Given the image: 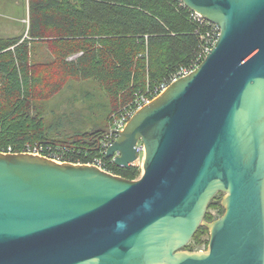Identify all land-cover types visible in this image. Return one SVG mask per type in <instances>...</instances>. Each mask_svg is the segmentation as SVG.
<instances>
[{
	"label": "water",
	"instance_id": "obj_1",
	"mask_svg": "<svg viewBox=\"0 0 264 264\" xmlns=\"http://www.w3.org/2000/svg\"><path fill=\"white\" fill-rule=\"evenodd\" d=\"M181 1L221 34L114 130L106 156L130 167L141 142V175L0 150V264H264V0Z\"/></svg>",
	"mask_w": 264,
	"mask_h": 264
},
{
	"label": "trees",
	"instance_id": "obj_2",
	"mask_svg": "<svg viewBox=\"0 0 264 264\" xmlns=\"http://www.w3.org/2000/svg\"><path fill=\"white\" fill-rule=\"evenodd\" d=\"M27 2V36L0 37V150L65 145L73 160L102 157L113 173L138 178L142 168L118 166L103 154L100 140L123 106L197 59L208 27L194 20L181 0ZM37 44L48 47L50 60L34 58ZM88 80L97 82L109 101L107 126L69 131L49 123L41 107L71 82ZM221 200L217 195L211 200L208 221L216 219L211 208L224 213ZM209 233L199 226L185 248H207Z\"/></svg>",
	"mask_w": 264,
	"mask_h": 264
},
{
	"label": "rangeland",
	"instance_id": "obj_3",
	"mask_svg": "<svg viewBox=\"0 0 264 264\" xmlns=\"http://www.w3.org/2000/svg\"><path fill=\"white\" fill-rule=\"evenodd\" d=\"M28 15L27 0H0V37L23 35L25 38L29 28ZM34 54V58L40 61L52 58L48 47L42 44L36 45ZM75 57L76 55L71 58ZM110 108L109 101L99 84L88 80L71 82L56 97L47 101L41 110L49 123L55 126L61 124L69 131H72L73 127L90 131L97 126H107V112ZM136 165H139L143 171V154L136 161ZM216 195L222 199L224 192H218ZM210 211L216 218L222 215L216 208H211ZM207 237L210 238V233ZM198 249L206 248L202 246Z\"/></svg>",
	"mask_w": 264,
	"mask_h": 264
},
{
	"label": "built area",
	"instance_id": "obj_4",
	"mask_svg": "<svg viewBox=\"0 0 264 264\" xmlns=\"http://www.w3.org/2000/svg\"><path fill=\"white\" fill-rule=\"evenodd\" d=\"M192 17L194 20L208 27L206 33L201 35L203 42L201 44V50L197 59L189 66H181L176 72L165 78L153 89H150L146 93L138 95L133 101L123 106L117 113L113 115V122L110 125V128L108 129L106 134L101 138L99 143L103 154L106 155L108 148L114 143V141L118 137V134L114 132V130H123L136 111L149 104L159 95H161L173 82L191 73L203 61V59L206 57L211 48L219 39V36L221 34V28L218 24L207 20L200 13L195 11H192ZM138 149L141 158L142 154H144L145 152L144 145L141 142L138 143ZM68 151L69 148L65 145H57L55 147L50 145L48 147H45L43 144L37 143L34 145L27 144L26 147L20 152L45 156L60 163L70 162L76 164L85 163L90 165H96L105 171L112 172L106 166V163L102 157H96L91 161L84 162L82 160H73L72 157L68 154ZM4 152L17 151H13L10 147L8 151Z\"/></svg>",
	"mask_w": 264,
	"mask_h": 264
}]
</instances>
